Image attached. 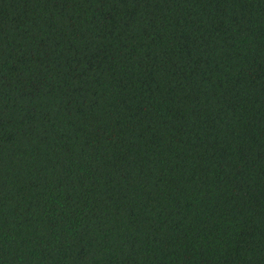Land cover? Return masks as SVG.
<instances>
[{
	"label": "trees",
	"instance_id": "obj_1",
	"mask_svg": "<svg viewBox=\"0 0 264 264\" xmlns=\"http://www.w3.org/2000/svg\"><path fill=\"white\" fill-rule=\"evenodd\" d=\"M0 264H264V0H0Z\"/></svg>",
	"mask_w": 264,
	"mask_h": 264
}]
</instances>
